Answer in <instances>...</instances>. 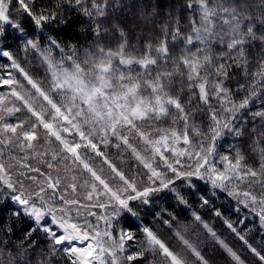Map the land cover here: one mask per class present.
Returning <instances> with one entry per match:
<instances>
[{
	"label": "snow or ice",
	"instance_id": "snow-or-ice-1",
	"mask_svg": "<svg viewBox=\"0 0 264 264\" xmlns=\"http://www.w3.org/2000/svg\"><path fill=\"white\" fill-rule=\"evenodd\" d=\"M62 6L81 12L92 25L93 44L83 61L76 49L59 60L52 54L63 49L44 28L66 23L61 12L34 11L35 0H17L14 9L11 0H0V60L8 62L0 67L24 79L11 71L0 74V87L9 90L0 94V207L30 221L25 239L41 232L49 242L32 256L34 239L21 247L0 236V264H58L59 254L67 264H120L145 254L149 264H217L205 239L218 246L227 264H264V254L231 222L224 220L255 260L246 261L195 211L191 224L170 214L161 219L178 241L175 248L144 225L141 247L125 255V242L135 234L121 229L117 237L109 230L123 214L139 219L134 208L150 206L161 193L188 209L185 196L191 193L200 208L221 219L213 202L231 198L237 213H255L264 229V147L259 168L240 149L234 156L216 151L225 132L264 145V123L259 130L244 127L249 113L264 122V110L252 111L255 99L264 102V0H176L165 6L162 19L159 0H149L138 12L148 30L142 39L135 32L130 39L122 22L110 20L109 8L116 4L109 0H57L56 9ZM177 48L175 54L170 50ZM20 52L37 54L42 80L20 66ZM232 69L247 81L237 86L245 93L238 103L228 84ZM202 110L210 121L204 128L196 123ZM45 144L55 146L49 151ZM109 146L126 153L135 171L117 167L105 155ZM13 148L23 155L5 157ZM33 158L43 169L27 162ZM96 207L111 212L93 222L80 211Z\"/></svg>",
	"mask_w": 264,
	"mask_h": 264
},
{
	"label": "trees",
	"instance_id": "trees-1",
	"mask_svg": "<svg viewBox=\"0 0 264 264\" xmlns=\"http://www.w3.org/2000/svg\"><path fill=\"white\" fill-rule=\"evenodd\" d=\"M159 2L161 7L164 8V11L160 13L162 19L168 10L165 6L169 4L174 5L176 0H159ZM56 3L57 0H35L36 7L34 8V11H39L40 9L57 10L62 13L64 20L66 21V23L60 22L57 24H51L44 28L45 34L55 38L57 43L60 45V48L63 49V53L53 50L52 54L59 60L61 55L73 56V50L76 49L77 51L75 52V55H78L80 60L83 61L86 58V54L91 50V45L93 44V40L91 39L92 25L89 23V18L84 16L79 11H74L70 7L62 6L61 8L56 9ZM109 3L110 5L113 3L116 4L115 8H109L110 20L122 22L124 29L130 33V39H133L131 36V33L133 32H135L137 36L142 39L143 34H145L148 30L143 27L142 19L138 15V12L144 4L149 3V0H109ZM11 4L14 9L17 6V0H11ZM176 11L179 12V9L177 8ZM25 26L29 28L31 27V21L27 20L26 17ZM105 27H110V23L105 25ZM39 31L40 30L37 29V34ZM46 43L47 42L45 41V44ZM170 50L173 54H175L179 51V48ZM17 62L22 68H24L25 71L29 72L34 79H43L44 70L41 67L39 57L36 53L29 52L25 54L20 52L17 56ZM6 63H8L6 60H0V65H4ZM34 69H39V71H34ZM9 71L12 72L17 80L24 83L22 74L17 72V70L0 67V74L7 73ZM252 71H255V69L249 68V72ZM231 77L232 78L228 81V84L233 88L232 98L238 103L245 93L238 91L237 86L238 84H243L247 81L238 69L231 70ZM254 103L255 107L252 108V111L264 110V102H262L259 98L255 99ZM216 106L215 102L211 105L213 108ZM204 112H206V110H202L197 113L196 123L201 128L206 127L210 122ZM239 123L240 121H237V124ZM262 123L264 122H262L259 118L253 120L251 113L244 117V127L246 130L251 129L253 125H255L257 130H259ZM45 145L50 148L55 146L49 144ZM260 147H264V145H255L253 143V139L248 135L243 137H234L227 132H225V134L216 141V151L218 153L221 155L229 154L230 156H234L236 154L235 149H240L245 155L246 162L253 168H259ZM105 155L109 156L117 167H122L126 171V174H129L130 171H135L133 167L134 161L131 160L126 153L124 156H120L117 150L109 146V148L105 150ZM96 159L99 160L98 157ZM94 166L99 168L103 165L95 164ZM39 167L43 169L44 166L39 165ZM62 173L63 172L60 174ZM55 175L56 173L53 172V176ZM86 175L87 174H85V176ZM199 187L203 189V185H200ZM185 199H187L189 204H191V209L178 204L171 194L161 193L159 196L154 198V202L150 206H137L134 208V211H137L139 214V219L123 214L112 220V226L109 230L112 231L113 236L117 237L121 229H130L135 234L136 239L134 241L125 242V255L128 253H135L138 248L141 247L144 240L141 227L144 225L153 228V230L156 231L166 243L175 248L178 246V241L172 235V232L169 231L168 227L161 224V219H168L170 214L172 216H176L181 223L191 224V212L195 211L201 215L202 219L208 223L214 231H216L217 235L221 239L240 253L246 261L250 262L255 260V258L251 256V253L244 246L243 242L227 228L224 220L231 222L237 231L245 234V238L253 247H256L262 252V254H264V229H261L260 220L256 217L255 213L248 211L237 213L235 211L237 202L231 198L221 197L213 202L214 208L219 210L223 215V219H221L215 215L214 211L208 209L207 207L200 208L196 203L197 198L193 194L188 193L185 196ZM86 202L87 201H85V203ZM93 212L95 211L93 210ZM83 215L85 217L88 216L86 214ZM242 217L247 218L241 222ZM30 226V221L23 215L16 217L15 215H12L7 208L0 207V236L6 237L9 243L16 244L21 247H26L29 240L34 239L38 247L34 253H31V250L29 251L32 256H37L38 253H41L46 249L49 242L41 232L34 233L32 237L25 239L24 233ZM9 228L11 229L10 232L7 231ZM199 231L202 236L207 235L202 228H199ZM203 243L206 251L214 252L212 259L216 261L217 264H227V259L224 253L219 250L218 246L214 245L213 241L205 239ZM56 259L58 260V264H67L66 256L63 254H59ZM151 259L152 258L150 256L145 254L144 258H139L134 261H126L122 258L120 262H122V264H149ZM153 264H156V262H153ZM256 264H259V262L256 261Z\"/></svg>",
	"mask_w": 264,
	"mask_h": 264
},
{
	"label": "rangeland",
	"instance_id": "rangeland-1",
	"mask_svg": "<svg viewBox=\"0 0 264 264\" xmlns=\"http://www.w3.org/2000/svg\"><path fill=\"white\" fill-rule=\"evenodd\" d=\"M8 88H6V87H0V94H5V95H7V93H8ZM11 119V118H10ZM44 149H46V150H49V151H51V149L52 148H50L49 146H47V145H45V148ZM37 151H40V148L39 147H37ZM9 154H11V155H16V156H21V155H23V153H20V151H19V149H15V148H13L12 150H11V153H9V150H5V157H7ZM28 163H31V164H33L34 166H39V165H41V164H38L37 163V160L35 159V158H33V159H30L29 161H27ZM32 175H35V173H32ZM61 175H64V173H62ZM14 179H15V177H13ZM84 178H86V176L84 177ZM25 183H28L27 181H25ZM86 203H89V202H86ZM93 210L95 211L94 213L96 214V216H90V217H88L89 215H88V212H93ZM81 212H82V214H86V215H88L86 218L89 220V221H93V222H95L96 221V218L98 217V216H101V215H107L108 213H110L111 212V208H108V209H102V208H99V207H96V208H88V209H84V208H82L81 210H80ZM114 219H116V218H113L112 220H114ZM100 223V225L101 226H104V221H100L99 222ZM85 244L86 243H88L87 241L86 242H84ZM78 246H80V245H78ZM120 264H122V262H120Z\"/></svg>",
	"mask_w": 264,
	"mask_h": 264
}]
</instances>
